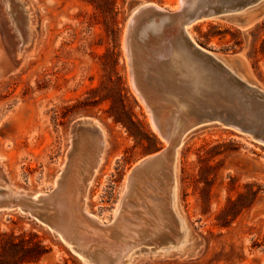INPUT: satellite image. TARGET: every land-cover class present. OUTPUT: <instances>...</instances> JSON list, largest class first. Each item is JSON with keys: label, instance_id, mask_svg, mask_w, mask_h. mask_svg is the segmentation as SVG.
Segmentation results:
<instances>
[{"label": "rangeland", "instance_id": "obj_1", "mask_svg": "<svg viewBox=\"0 0 264 264\" xmlns=\"http://www.w3.org/2000/svg\"><path fill=\"white\" fill-rule=\"evenodd\" d=\"M94 1L0 0V264H93L53 223L74 229L61 227L81 249L113 264H264V144L214 123L196 127L173 149L166 137L172 107L154 97L150 53L128 35L138 5L175 9L179 0ZM242 16L194 23L193 38L264 91V1ZM80 120L105 130L99 166L100 137L91 126L77 130ZM166 150L167 177L134 174ZM85 216L113 225L90 229ZM179 238L180 246L169 247Z\"/></svg>", "mask_w": 264, "mask_h": 264}, {"label": "water", "instance_id": "obj_2", "mask_svg": "<svg viewBox=\"0 0 264 264\" xmlns=\"http://www.w3.org/2000/svg\"><path fill=\"white\" fill-rule=\"evenodd\" d=\"M263 1L179 0L175 9L158 4H145L138 5L132 14L128 23V35H136L138 43V35L141 31L151 26H161L162 36L146 49L150 53V60L146 62V67L149 69L147 77L151 81V89L158 101L160 98H166L165 101L177 107L180 106V101L188 102L192 106V111H196L190 118L193 129L216 123L264 144V124L260 122L264 119V91L241 78L221 57L217 56L216 52L197 43L187 30L192 23L203 20H240L244 18L242 15L245 11ZM25 45L26 42H23L22 48ZM138 46L142 49L140 43ZM183 59L189 60L197 69L204 72L209 81L207 88L199 87L193 90L186 87L180 90L175 87V83L165 84L158 80L160 76L168 78L172 76L169 72H165L164 75L160 68L168 70L171 65L178 64V61ZM172 77L174 78V75ZM173 78L171 81L174 82ZM89 126L95 127L86 120L76 123L77 130L91 128ZM98 129L95 128L94 131L98 133ZM166 137L173 145V149L179 147V142L169 133V129ZM167 154L166 150L145 159L135 169L134 174L145 171L153 162L166 158ZM99 158L98 154L96 165L99 164ZM52 225L73 245L74 251L80 257L88 263L98 264L94 253L81 249L78 240L70 237L59 225L54 223Z\"/></svg>", "mask_w": 264, "mask_h": 264}, {"label": "bare ground", "instance_id": "obj_3", "mask_svg": "<svg viewBox=\"0 0 264 264\" xmlns=\"http://www.w3.org/2000/svg\"><path fill=\"white\" fill-rule=\"evenodd\" d=\"M5 1V0H4ZM17 1V3H18V0H16ZM12 2V1H11ZM176 2V1H175ZM16 3V4H17ZM20 3V2H19ZM18 3V4H19ZM178 3V2H177ZM5 4V3H4ZM15 4V3H14ZM18 7H20V6H18ZM12 8V7H11ZM8 9V8H7ZM6 9V10H7ZM19 9V8H18ZM21 9V8H20ZM13 11V10H12ZM23 11V10H22ZM12 13V12H11ZM15 13V12H14ZM17 14V13H16ZM11 15V14H10ZM12 16V15H11ZM17 17V16H16ZM15 17V18H16ZM33 17V16H32ZM22 17L21 16H19V17H17V19H21ZM24 19V18H23ZM34 19V18H33ZM30 21V20H29ZM21 22V21H20ZM20 22H18L19 24H21ZM28 22V21H27ZM15 23V22H14ZM17 23V22H16ZM240 23V25L242 26V27H246V25H247V23L245 22V21H240L239 22ZM19 24H17V25H19ZM196 24H194V23H192L190 26H188L187 27V30H188V32L190 33V35H191V37L193 38V33H194V31H193V29H194V26H195ZM20 26V25H19ZM28 27V26H27ZM15 29V28H14ZM20 29V28H19ZM27 30V29H26ZM32 30V29H31ZM21 31V30H20ZM23 32V31H22ZM21 32V33H22ZM31 33V32H30ZM30 33H28V34H30ZM36 33V32H35ZM162 33H163V30H162V28H161V26H159V25H156V26H151V27H149V28H147V29H144L143 31H141L140 33H139V35H138V40H139V43L141 44V47H142V49H147V48H149L150 46H152V43H154V41H157V40H159L160 39V37L162 36ZM23 34H25V33H23ZM22 34V35H23ZM195 35V34H194ZM27 36H29V35H27ZM25 37H26V35H25ZM25 37H24V39H25ZM27 39H28V37H26ZM27 39H25V40H27ZM193 39H195V38H193ZM28 41V40H27ZM124 41H125V39H124ZM124 43H126V42H124ZM136 43V42H135ZM20 44H22V43H20ZM127 44V43H126ZM126 44H124V45H126ZM137 45V44H136ZM135 45V46H136ZM19 47V46H18ZM137 47V46H136ZM20 48V47H19ZM25 48V47H24ZM31 48V47H30ZM128 48V47H127ZM18 49V48H17ZM23 50V49H22ZM32 50V49H31ZM125 50H126V48H125ZM18 52V51H17ZM23 52V51H22ZM128 53H130L129 51H128ZM128 53H127V55H128ZM142 54V53H141ZM138 61V60H137ZM223 61L226 63V65L228 66V67H230L229 66V64L223 59ZM172 67V68H171ZM171 67H170V69H159L162 73H164V75H166L165 74V72H169V73H171V75L173 76L174 75V78L172 77V76H170V78H168V77H162V76H160L159 77V81L161 82V83H165V84H173V83H175L174 85H175V87L176 88H179L180 90H182V89H184V88H186V87H189V88H191V89H197V88H199V87H201V88H207L208 87V85H209V81L207 80V77L205 76V74H204V72L202 71V70H200V69H197L189 60H187V59H183V60H181V61H178V64H173V65H171ZM230 69H232L231 67H230ZM233 70V69H232ZM239 75V74H238ZM132 76V75H131ZM241 78H243V76L242 75H239ZM171 78H173L174 79V82L173 81H171ZM149 81V80H148ZM147 83V82H146ZM150 84H151V82H149ZM145 84V83H144ZM149 84V85H150ZM151 86V85H150ZM147 87H148V85H147ZM146 87V88H147ZM152 91V90H151ZM136 92V91H135ZM137 93V92H136ZM149 93V92H148ZM138 94V93H137ZM154 95V94H153ZM170 95V94H169ZM150 96V95H149ZM155 97V96H154ZM174 98V97H173ZM143 99V98H142ZM166 99V98H165ZM165 99H161L160 98V102L162 103V105L163 104H168V105H170V106H172V109L174 110L173 112H172V115L169 117V127H168V129H169V133L171 134V135H173L174 137H176L175 139L179 142V147L182 145V143H183V141H184V139H185V137L192 131V130H194L193 128H192V121H191V117L193 116V114L196 112V111H192L193 109H192V106L188 103V102H183V101H180L179 102V104H180V106L179 107H177L176 105H172V103H169V102H167V101H165ZM154 100V99H153ZM174 100V99H173ZM156 101V100H155ZM148 103H150V102H148ZM160 103V104H161ZM156 104V103H155ZM152 105V104H151ZM156 106V105H155ZM159 106V105H158ZM164 108H166L165 106H164ZM155 109V108H154ZM163 109V108H162ZM149 110V109H148ZM171 110V109H170ZM168 112V111H167ZM150 113H152V112H150ZM154 114H155V112H154ZM156 120V119H155ZM152 121V120H151ZM159 121V120H158ZM155 122H157V121H155ZM160 122V121H159ZM158 122V123H159ZM260 122H262L263 124H264V119L262 120L261 119V121ZM152 123V122H151ZM164 124V123H163ZM162 124V125H163ZM98 126V125H97ZM160 126V125H159ZM205 125H201V126H199L198 128H200V127H204ZM156 127V126H155ZM94 128H96V127H94ZM164 128H166V127H164ZM92 129V128H91ZM154 129V128H153ZM156 130V129H155ZM162 130H164V129H162ZM165 131V130H164ZM164 133V132H163ZM159 134H161V133H159ZM88 135V134H87ZM98 135H99V137H100V145H101V149H100V152H99V155H100V158H99V164L97 165V166H99V165H101L102 163H103V161H104V158H105V148H106V146H107V142H108V140H107V142H106V133H105V130L103 129V128H99L98 129ZM162 135V134H161ZM79 136V135H78ZM89 136V135H88ZM165 137V136H164ZM164 139V138H163ZM165 140H166V138H165ZM167 141V140H166ZM167 142H169V141H167ZM76 144V143H75ZM79 145V144H78ZM81 145V144H80ZM181 148V147H180ZM180 148H179V150H180ZM82 149V148H81ZM179 152L180 151H178V154H179ZM72 153H73V151H72ZM175 155H176V150H175ZM173 153V154H174ZM78 154V153H77ZM76 154V155H77ZM171 154V153H170ZM80 155V154H79ZM86 156V155H85ZM73 157V156H72ZM82 157V156H81ZM80 157V158H81ZM179 157V156H178ZM77 158H78V156H77ZM168 159V158H167ZM174 162H173V164H172V166H171V173H172V176H173V180H174V184H173V203H172V207H173V209H175V197L177 196V189H178V185H177V175H178V169H179V166H178V162H179V160H177L178 158H176V156L174 157ZM77 161V160H76ZM96 161V160H95ZM144 161V160H143ZM172 161H173V159H172ZM178 161V162H177ZM73 162H74V160H73ZM73 162H71V163H73ZM75 163V162H74ZM78 163H79V161H78ZM92 163V162H91ZM142 163V161L135 167V169L140 165ZM172 163V162H171ZM70 164V163H69ZM82 164V163H81ZM80 164V165H81ZM166 158H162V159H160V160H158V161H156V162H153L152 164H150L147 168H146V170L144 171L145 172V174H148V177H150V178H152V179H157V180H163L165 177H167V174H168V169H170V167L169 168H167L166 167ZM71 165V164H70ZM79 165V164H78ZM83 165V164H82ZM169 165V164H168ZM70 167V166H69ZM74 167V166H73ZM80 167V166H79ZM83 169V168H82ZM87 169V168H86ZM89 169V168H88ZM96 170H95V173H97L98 171V167L97 168H95ZM77 170L78 169H76L75 170V172H77ZM180 170V169H179ZM86 171V170H85ZM93 171H94V169H93ZM69 172V171H68ZM79 172V171H78ZM78 172H77V175H78ZM62 175H63V173H62ZM61 175V176H62ZM69 175H70V173H69ZM79 175H80V173H79ZM82 175H83V173H82ZM86 176H88L87 175V172H86ZM90 176V175H89ZM93 176V175H92ZM91 176V177H92ZM140 176V175H139ZM76 177V176H75ZM79 177V176H78ZM129 177V176H128ZM94 178V177H93ZM135 178V177H134ZM134 178H132V179H134ZM140 178V177H139ZM179 178V177H178ZM57 179H59L60 180V177H58ZM71 179V178H70ZM76 179V178H75ZM73 179H71V181H72ZM78 180V179H77ZM76 180V181H77ZM94 180V179H93ZM135 180V179H134ZM144 180V179H143ZM70 181V183H72ZM75 181V182H76ZM58 182V181H57ZM78 182V181H77ZM85 182V181H84ZM164 182H166V181H164ZM171 182V181H170ZM59 183V182H58ZM91 183H92V180L89 178V179H87V182H86V186H87V189H88V186L89 185H91ZM128 183H129V181H128ZM146 183V182H145ZM74 184V183H73ZM72 184V185H73ZM140 184V183H139ZM57 185H59V184H57ZM127 185V184H126ZM131 185V184H130ZM157 185V184H156ZM165 185V184H164ZM166 185L168 186V183H166ZM128 186H129V184H128ZM141 186V185H140ZM158 186V185H157ZM178 186V187H177ZM60 187H62L61 185H59V188ZM73 187V189H74V186H72ZM131 187V186H130ZM67 188V187H66ZM90 188V187H89ZM9 189H11V188H9ZM14 188H12V190H13ZM125 190H126V188H124ZM6 190V189H5ZM56 190V189H55ZM59 190V189H58ZM142 190V189H141ZM144 190V189H143ZM11 191V190H10ZM16 191V190H15ZM68 191V190H67ZM133 191V190H132ZM146 191H148V190H146ZM152 191V190H151ZM14 192V191H13ZM13 192H10L11 194L13 193ZM69 192V191H68ZM128 192V191H127ZM139 192V191H138ZM18 193H19V191H18ZM26 193V192H25ZM75 193V192H74ZM88 193V192H87ZM86 193V194H87ZM130 193V192H129ZM152 193V192H151ZM2 194V193H1ZM0 194V195H1ZM15 194H16V192H15ZM14 194V195H15ZM24 194V193H23ZM23 194H19L20 196H22ZM61 194V193H60ZM60 194H58V195H60ZM64 194V195H63ZM63 196H65V193L63 192ZM131 194V193H130ZM135 194V193H134ZM146 194V193H145ZM13 195V196H14ZM50 195V197H51V195H52V193L51 194H49ZM57 195V196H58ZM133 195V194H132ZM150 195V194H149ZM159 195V194H158ZM17 196V195H16ZM42 196H44V195H42ZM46 196V195H45ZM61 196V195H60ZM60 196H58V198L60 197ZM68 196V195H67ZM74 196V195H73ZM72 196V197H73ZM83 196H84V194H83ZM82 196V197H83ZM87 196V195H86ZM86 196H84V199H85V197ZM145 196V195H144ZM156 196V195H155ZM162 196V195H161ZM164 196V195H163ZM9 197V196H8ZM24 197V196H23ZM31 197V196H30ZM30 197H27V198H30ZM56 197V196H55ZM78 197V196H77ZM133 197V196H132ZM151 197V196H150ZM22 198V197H21ZM46 198H48V200H49V196L48 197H46ZM68 198V197H67ZM125 198V197H124ZM138 198H140V197H138ZM137 198V199H138ZM165 198V197H164ZM2 199V198H1ZM0 199V200H1ZM23 199V198H22ZM33 199V198H32ZM38 199H40V198H38ZM149 199V198H148ZM3 200V199H2ZM21 200V199H20ZM24 200V199H23ZM22 200V201H23ZM26 200V199H25ZM35 200V199H34ZM47 200V201H48ZM55 200V199H54ZM134 200H135V198H134ZM151 200H152V197H151ZM4 201H6V200H4ZM33 201V200H32ZM39 201V200H38ZM59 201V200H58ZM68 201V200H67ZM66 201V202H67ZM78 201V200H77ZM121 201H122V199H121ZM162 201H164V200H162ZM35 202H36V200H35ZM51 202V201H50ZM57 202V201H56ZM70 202H72L71 200H70ZM70 202H69V204H70ZM79 202V201H78ZM123 202V201H122ZM157 202V201H156ZM159 202V201H158ZM22 203V202H21ZM130 203V202H129ZM137 203V202H136ZM139 203H141V201L139 202ZM150 203V202H149ZM160 203H162V202H160ZM167 203H169V202H167ZM78 204V203H77ZM80 204H82L81 202H80ZM85 204V203H84ZM83 204V205H84ZM138 204V203H137ZM165 204H166V202H165ZM171 204V203H170ZM55 205V204H54ZM57 205H58V208H60L61 207V210L63 211H65V213H66V211L67 210H65L66 208H65V205H63L62 204V201H59L58 203H57ZM128 205V204H127ZM162 205H164V204H162ZM85 206V205H84ZM122 206V205H121ZM70 207V206H69ZM72 207V206H71ZM81 207V206H80ZM150 207V206H149ZM167 207V206H166ZM171 206H169V208H170ZM74 208H76V207H74ZM132 208V207H131ZM69 209H71V208H69ZM82 209V208H81ZM160 209V208H159ZM167 210V209H166ZM83 211V210H82ZM129 211V210H128ZM168 211V210H167ZM176 211V210H175ZM71 211H69V213H70ZM122 212H124V211H122ZM168 212H170V211H168ZM63 213V212H62ZM62 213H61V215H62ZM65 213H63V216H65ZM68 213V212H67ZM75 213V212H74ZM74 213H71V215H69V216H72V214H74ZM85 213V212H84ZM121 213V212H120ZM133 214V213H132ZM124 215V214H123ZM141 215V214H140ZM149 215V214H148ZM150 216V215H149ZM61 217V216H60ZM74 217H76L75 215H74ZM74 217H72V218H70L71 219V222H72V219L74 218ZM130 217V216H129ZM64 218H66V217H64ZM78 218V217H77ZM77 218H74V220L75 219H77ZM120 218V217H119ZM138 218V217H137ZM137 218H136V220H137ZM153 218V217H152ZM176 218V217H175ZM61 219H63V218H61ZM60 219V220H61ZM67 219V218H66ZM69 219V218H68ZM69 219V220H70ZM79 219V218H78ZM81 220V219H80ZM167 220V219H166ZM141 221V220H140ZM154 221H155V218H154ZM178 221V220H177ZM117 222V221H116ZM118 222H120V221H118ZM142 222V221H141ZM61 223V222H60ZM122 223H124V222H121L120 224H122ZM179 223V222H178ZM180 223H181V225H182V222H181V220H180ZM115 224V223H114ZM126 224V223H125ZM142 224V223H141ZM163 224V223H162ZM62 225V224H61ZM64 225V224H63ZM70 225V224H69ZM113 224H110V225H105L104 223H102V222H100V221H98L97 220V218H96V220L95 219H93V218H90V217H88V216H85V226L87 227V228H90V229H96V228H108L109 226H112ZM127 225V224H126ZM129 225V224H128ZM165 225V224H164ZM170 225V224H169ZM60 226V225H59ZM79 226V225H78ZM118 226V225H117ZM123 226H125V225H123ZM140 226V225H139ZM61 227H63V226H61ZM60 227V228H61ZM67 226L65 225L64 227H63V229H65ZM75 227V226H74ZM84 227V226H83ZM127 227V226H126ZM138 227V226H137ZM161 227H163V226H161ZM78 228H80V226L78 227ZM67 229V228H66ZM69 229H70V227H69ZM69 229H67V230H69ZM73 229V228H72ZM182 229H183V225H182ZM71 230V229H70ZM74 230V229H73ZM73 230H71V231H73ZM130 230V229H129ZM75 231V230H74ZM81 231V230H80ZM105 231V230H104ZM123 231V230H122ZM134 231H135V229H134ZM68 232V231H67ZM85 232V231H84ZM119 232V231H118ZM132 232V231H131ZM174 232H175V230H174ZM83 233V232H82ZM95 233V232H94ZM75 234V233H74ZM127 234V233H126ZM150 234V233H149ZM170 234V233H169ZM76 235V234H75ZM85 235V234H84ZM99 235V234H98ZM107 235H108V233H107ZM153 235V234H152ZM99 236H101V234L99 235ZM109 236V235H108ZM118 236V235H117ZM143 236V235H142ZM183 236V235H182ZM78 237V236H77ZM185 237V236H184ZM73 238H75V237H73ZM102 238V237H101ZM110 238V237H109ZM84 239V238H83ZM86 239V238H85ZM113 239H115V238H113ZM124 239V238H123ZM140 239V238H139ZM150 239V238H149ZM171 239H172V237H171ZM82 240V239H81ZM88 240V239H87ZM91 240V239H90ZM106 240V239H105ZM134 240V239H133ZM174 240V239H173ZM107 241H109V239L107 240ZM121 241V240H120ZM125 241V240H124ZM175 241V240H174ZM81 242V241H80ZM87 242V241H86ZM89 242V241H88ZM92 242H93V239H92ZM112 242V241H111ZM182 238H179L178 240H177V243H176V245L175 246H169V247H178V246H180L181 244H182ZM94 243V242H93ZM92 243V244H93ZM96 243H98V242H96ZM86 244V243H85ZM91 244V245H92ZM99 244V243H98ZM104 244V243H103ZM107 244V243H106ZM100 245V244H99ZM105 245V244H104ZM103 245V246H104ZM108 245V244H107ZM136 245V244H135ZM161 245V244H160ZM172 245V244H171ZM88 246H90V245H88ZM132 246V245H131ZM134 246V245H133ZM145 246V245H144ZM147 246V245H146ZM155 246V245H154ZM165 246V245H164ZM109 247V246H108ZM122 248V246H119V249H121ZM126 247V246H125ZM125 247L123 248L124 249V251H125ZM158 247H159V245H158ZM80 248H83V247H80ZM89 248V247H88ZM88 248H87V250H88ZM114 248V247H113ZM127 249H128V247H126ZM166 248H168V247H165V248H161V247H159V249H166ZM94 249H96V248H94ZM110 249V248H109ZM130 249H132V248H130ZM130 249H128V250H130ZM146 249H148V248H146ZM84 250V249H83ZM110 250H112V249H110ZM122 250V249H121ZM158 250V249H157ZM93 251V250H92ZM114 251V250H113ZM112 251V252H113ZM114 253V252H113ZM120 254H122L121 252H120ZM117 256V255H116ZM115 256V257H116ZM124 256V255H123ZM94 257H95V260H96V262L98 263V264H113L112 263V260H111V258L110 257H108L106 254H104V253H101V252H95L94 253ZM121 261V260H120ZM118 263V262H117ZM116 264V263H115Z\"/></svg>", "mask_w": 264, "mask_h": 264}, {"label": "trees", "instance_id": "obj_4", "mask_svg": "<svg viewBox=\"0 0 264 264\" xmlns=\"http://www.w3.org/2000/svg\"><path fill=\"white\" fill-rule=\"evenodd\" d=\"M89 2L96 4L97 2L94 0H88ZM114 3V0H103L102 3H100L99 7L101 6H109L110 4Z\"/></svg>", "mask_w": 264, "mask_h": 264}]
</instances>
